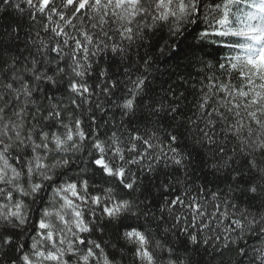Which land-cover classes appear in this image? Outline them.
I'll return each mask as SVG.
<instances>
[{
	"label": "clouds",
	"instance_id": "1",
	"mask_svg": "<svg viewBox=\"0 0 264 264\" xmlns=\"http://www.w3.org/2000/svg\"><path fill=\"white\" fill-rule=\"evenodd\" d=\"M183 2L0 0V264H264L260 0Z\"/></svg>",
	"mask_w": 264,
	"mask_h": 264
},
{
	"label": "snow or ice",
	"instance_id": "2",
	"mask_svg": "<svg viewBox=\"0 0 264 264\" xmlns=\"http://www.w3.org/2000/svg\"><path fill=\"white\" fill-rule=\"evenodd\" d=\"M91 0H66V3L70 6H73L76 12H81L87 9L88 4ZM115 2L117 7H121L124 4H133L137 3V0H109V3ZM95 3L99 5L101 0H95ZM173 0H159V5L163 8L161 12V18L166 19L167 16L172 12L171 4ZM52 0H40V7L42 10L51 7ZM212 5H215L219 9L220 5L217 4V0H212ZM179 8L181 12L185 10V4L183 0H180ZM259 9L264 13V0H260ZM199 11V9H197ZM63 15V14H62ZM51 17H49L50 19ZM254 14L249 13L247 20L241 19L239 21L241 27L233 28L229 26V13L227 10V4L224 5L223 13L220 18L216 20L214 30L212 33H209L207 30L204 31V35H214L218 38L238 36L243 37V43L237 44H226V47H235L239 51L235 56H229L227 58L228 66L235 72H239L240 75L248 80V89L241 90L237 88L236 91L240 94L241 97H248L249 90L251 91L252 104H258L261 100H264V15H261L259 19L261 23L259 25L253 26L248 23L249 20L255 19ZM63 30H61L62 34ZM79 43V41H77ZM220 67H224L223 64ZM247 69V71H245ZM261 81L257 86L255 81ZM221 90L227 92V86L221 85ZM236 107H239L238 104H235ZM101 163V161H97ZM106 211H108L106 209ZM41 227H45L41 223ZM141 240L143 237H140ZM147 255V251H145Z\"/></svg>",
	"mask_w": 264,
	"mask_h": 264
},
{
	"label": "trees",
	"instance_id": "3",
	"mask_svg": "<svg viewBox=\"0 0 264 264\" xmlns=\"http://www.w3.org/2000/svg\"><path fill=\"white\" fill-rule=\"evenodd\" d=\"M221 55H223V53Z\"/></svg>",
	"mask_w": 264,
	"mask_h": 264
}]
</instances>
